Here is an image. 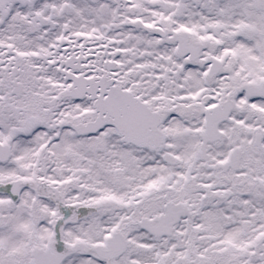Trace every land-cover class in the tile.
<instances>
[{
  "label": "snow or ice",
  "instance_id": "6c2138e0",
  "mask_svg": "<svg viewBox=\"0 0 264 264\" xmlns=\"http://www.w3.org/2000/svg\"><path fill=\"white\" fill-rule=\"evenodd\" d=\"M0 264H264V0H0Z\"/></svg>",
  "mask_w": 264,
  "mask_h": 264
}]
</instances>
